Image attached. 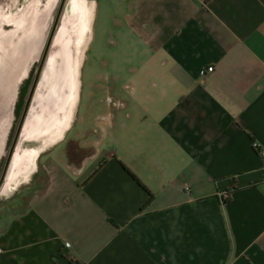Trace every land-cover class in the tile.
I'll list each match as a JSON object with an SVG mask.
<instances>
[{
	"label": "crops",
	"instance_id": "obj_1",
	"mask_svg": "<svg viewBox=\"0 0 264 264\" xmlns=\"http://www.w3.org/2000/svg\"><path fill=\"white\" fill-rule=\"evenodd\" d=\"M106 1L95 87L116 109L88 97L26 171L53 123L45 88L32 104L42 65L0 181L24 198L1 210L0 264H264V0Z\"/></svg>",
	"mask_w": 264,
	"mask_h": 264
},
{
	"label": "bare ground",
	"instance_id": "obj_2",
	"mask_svg": "<svg viewBox=\"0 0 264 264\" xmlns=\"http://www.w3.org/2000/svg\"><path fill=\"white\" fill-rule=\"evenodd\" d=\"M56 0H26L13 12L0 10V142L2 140L5 106L10 103L15 85L25 76L30 63L37 52V41L42 30V23L50 17ZM65 9L61 10V20L55 28L52 42L47 53L44 68L39 78V84L33 96L32 104L42 105L45 100L38 89L45 88L48 99L52 126L47 128L45 123L39 127V144L26 154L27 169H34L33 158L44 147L56 142L62 137L69 125L73 107L77 101L78 73L84 50L91 38V23L94 17V4H86L85 0H64ZM66 6L70 8L66 12ZM81 13L84 36L75 43H65L63 39L65 17H75ZM67 15V16H66ZM63 21V22H62ZM67 23V24H66ZM73 46V56L65 58L64 48ZM62 52V53H61ZM66 74V75H65ZM70 78V80H68ZM70 81V82H69ZM41 120H43L41 118ZM45 127L47 129H43ZM28 134L27 124L24 135ZM11 177L0 186V193L6 191L11 183ZM25 179V177L23 178Z\"/></svg>",
	"mask_w": 264,
	"mask_h": 264
},
{
	"label": "rangeland",
	"instance_id": "obj_3",
	"mask_svg": "<svg viewBox=\"0 0 264 264\" xmlns=\"http://www.w3.org/2000/svg\"><path fill=\"white\" fill-rule=\"evenodd\" d=\"M61 0H56L54 3V7L53 10L51 11L50 17L48 19H46L43 23H42V30H41V34L39 35L38 41H37V52L35 55V58L33 59V61L30 63L25 76L21 79V81H19L16 85H15V95L14 98L11 102V105L13 107V116H12V124L11 127L8 131V136H7V140H6V146L5 149L0 157V172L2 169V165L4 162V158L5 155L7 153V149L8 146L12 140V136L18 121V118L20 116V113L22 111V107L24 105L29 87L31 85L38 61L40 59L41 53L43 51L45 42L47 40V37L49 35V32L51 30V27L53 25V22L55 24L54 26V30L52 32L51 38H50V42H49V46L48 49L46 51V55H45V59L47 56V53L49 51V47L50 44L52 42L53 39V35H54V31L56 26L59 23V20H61V10L64 8L65 9V4H64V0H62L61 6H59ZM26 2V0H0V10H6L7 12H13L14 10L17 9V7H21L24 3ZM86 4H89L90 2H92L94 4V17L91 23V38L86 46V49L84 50V55H83V59L81 62V65L79 67V73H78V80H79V84H78V89H77V101L73 107V109H76L77 112V118L76 121L74 122V126L76 125V123L78 122V115L81 112L82 109H84L86 103H89V100H87V98L89 97L91 100H94L96 98V96L98 97L101 94V97H104V103L107 104L106 107H103L102 109H116L113 105L115 104V102L113 101V105L111 103V101H106L105 100V95H110V92L105 91V88L102 89H97V87H95V84L98 82V79L95 75H96V66L95 65V54H96V50H98V48H100L102 45L104 46V42L106 41L108 38V32H109V20L107 21L106 19V12H109V5H107L106 3L103 2V0H85ZM106 2H110L109 0H107ZM105 9L107 10L105 12ZM66 12H68L70 10V8L68 6H66ZM57 15V17H56ZM67 16V15H66ZM64 22L67 21V25H64V31H63V39L65 43H75L77 41H79L80 39H82V37L84 36V31H83V23H82V17H81V13H77L75 17H65L63 19ZM62 21V22H63ZM108 26V30L107 29ZM107 38V39H106ZM111 39V35H109V40ZM103 43V44H102ZM99 46V47H98ZM73 46H68V48H64V51H62V55L63 57H69L71 58L73 56ZM108 54H111L110 50L106 51ZM127 53L126 50H124L121 53L122 57H126ZM111 55H108L107 57L110 58ZM45 59L42 63V65L45 63ZM41 65V67H42ZM41 67H40V71H41ZM90 95V96H89ZM95 109V108H94ZM34 174H36V176L32 177L31 175L28 176L26 179L28 181V185L29 188L28 190H34L35 188H38L42 185L43 181H44V175L43 172L41 170L40 165L38 166L36 172H34ZM37 176L39 181H37ZM26 184V185H27ZM15 188L10 189L7 192H3L0 193V213L1 210L5 207V205L8 204V207L13 210V209H17V208H21L24 204V198L21 197L20 193L17 192V187L15 186ZM13 195H16L14 198H12Z\"/></svg>",
	"mask_w": 264,
	"mask_h": 264
},
{
	"label": "water",
	"instance_id": "obj_4",
	"mask_svg": "<svg viewBox=\"0 0 264 264\" xmlns=\"http://www.w3.org/2000/svg\"><path fill=\"white\" fill-rule=\"evenodd\" d=\"M61 3H62V0L60 1L59 6H61ZM56 17H57V15H56ZM54 22H55V21H54ZM54 22H53V25H52L51 30H50V32H49V35H48V37H47V40H46V42H45V45H44L43 51H42V53H41L40 59H39V61H38V64H37V67H36V70H35V73H34V76H33L32 82H31V85H30L29 90H28V93H27V96H26V99H25L24 105H23V107H22V111H21V113H20L19 120H18L17 125H16V127H15V130H14V133H13V136H12V140H11V144H10L9 149H8V152H7V154H6L5 163H4V167H3V171L1 172V175H0V181H1V178H2V175H3V172H4V168H5L6 163H7V161H8V158H9V155H10V151L12 150V146H13L14 142L16 141V138H17V135H18V131H19V128H20V125H21L22 119H23L24 114H25V111H26V107H27L28 102H29V100H30V97H31V95H32V92H33V89H34L35 83H36V81H37V79H38L39 72H40V67H41V65H42V63H43V61H44V59H45L46 51H47V49H48L49 42H50V38H51L52 32H53V30H54V26H55Z\"/></svg>",
	"mask_w": 264,
	"mask_h": 264
},
{
	"label": "built area",
	"instance_id": "obj_5",
	"mask_svg": "<svg viewBox=\"0 0 264 264\" xmlns=\"http://www.w3.org/2000/svg\"><path fill=\"white\" fill-rule=\"evenodd\" d=\"M210 69H211V65H208L206 67V70H210ZM251 146L256 151V153L258 155H260L262 158H264V147H260L255 141H251ZM261 178L264 180V171L262 173ZM217 197H218L220 204H223L227 199V193L218 192Z\"/></svg>",
	"mask_w": 264,
	"mask_h": 264
},
{
	"label": "trees",
	"instance_id": "obj_6",
	"mask_svg": "<svg viewBox=\"0 0 264 264\" xmlns=\"http://www.w3.org/2000/svg\"><path fill=\"white\" fill-rule=\"evenodd\" d=\"M99 165V164H98ZM125 168V167H124ZM125 170L129 173V175L132 177V178H134L137 182H138V180L136 179V177L128 170V169H126L125 168ZM140 184V183H139ZM143 188H144V186L142 185V184H140ZM227 191V190H226Z\"/></svg>",
	"mask_w": 264,
	"mask_h": 264
},
{
	"label": "flooded vegetation",
	"instance_id": "obj_7",
	"mask_svg": "<svg viewBox=\"0 0 264 264\" xmlns=\"http://www.w3.org/2000/svg\"><path fill=\"white\" fill-rule=\"evenodd\" d=\"M17 125V124H16ZM0 175H1V172H0Z\"/></svg>",
	"mask_w": 264,
	"mask_h": 264
}]
</instances>
